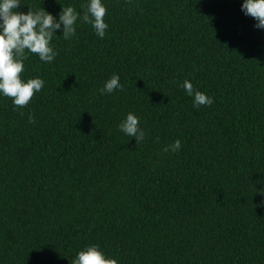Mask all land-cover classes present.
I'll use <instances>...</instances> for the list:
<instances>
[{"label":"trees","instance_id":"trees-1","mask_svg":"<svg viewBox=\"0 0 264 264\" xmlns=\"http://www.w3.org/2000/svg\"><path fill=\"white\" fill-rule=\"evenodd\" d=\"M243 2L102 0L103 39L78 19L51 63L28 53L22 79L42 90L25 108L0 94V264L92 245L118 264H264V29ZM19 3L58 20L89 0ZM113 75L124 90L101 95ZM129 113L139 144L118 127Z\"/></svg>","mask_w":264,"mask_h":264},{"label":"clouds","instance_id":"clouds-1","mask_svg":"<svg viewBox=\"0 0 264 264\" xmlns=\"http://www.w3.org/2000/svg\"><path fill=\"white\" fill-rule=\"evenodd\" d=\"M20 7L19 0H0V94L10 98L16 108H25L45 83L41 78L28 79L26 82L22 79L25 71L24 61L28 59V53L37 55L44 63H51L57 56L51 41L55 32L61 30V26L63 38L69 40L76 34L78 19L91 24L101 39L104 38L109 25L105 22L107 8L102 0H89L82 17L72 6L62 8L58 20L43 8L35 12L29 8L25 14L17 11ZM241 10L246 16L257 21L256 28L264 29V0H244ZM182 87L188 96L193 97L194 107L212 105L213 99L196 90L190 81L185 80ZM116 90L124 89L119 76L113 75L100 89V94H111ZM28 121L34 124L35 117L29 115ZM118 127L125 135L134 137L136 144L145 139L146 133L139 126V118L132 113H129ZM180 148L181 142L176 140L162 151L178 152ZM260 194L264 195V189L260 190ZM72 264L118 262L116 259L106 258L97 245H92L80 251Z\"/></svg>","mask_w":264,"mask_h":264}]
</instances>
